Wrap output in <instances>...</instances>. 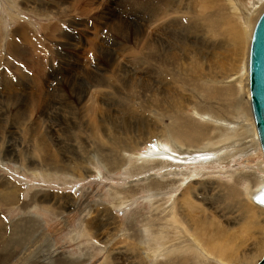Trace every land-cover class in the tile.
<instances>
[{"label":"rangeland","instance_id":"1","mask_svg":"<svg viewBox=\"0 0 264 264\" xmlns=\"http://www.w3.org/2000/svg\"><path fill=\"white\" fill-rule=\"evenodd\" d=\"M239 1L240 8L247 7L249 12L235 14L236 22L238 18L243 23L249 18L256 21L251 34L246 28L251 37L248 55L241 57L243 61L236 67L243 74L241 92L235 93L236 85L229 84L235 85L230 86L233 93L223 98V85L238 73L236 70L231 72L226 67L221 81L211 84L210 78L188 73L184 91L176 81L159 75L164 69L153 72L146 53L157 27L160 52L175 48V36L188 44L186 52L192 59L198 53H189L191 42L212 46L208 21L199 24L190 19L203 11L209 0H0V222L10 230L6 239L0 238V264H177L176 257H184L175 256L177 247L167 249L164 257L150 255L152 247L168 246L169 218L165 216L172 206L188 223L194 218L230 237L232 246H242L239 254H250L256 237L262 238L263 249L248 264L260 263L264 225L262 230L251 226L264 221V207L253 201L255 193L264 187V155L252 113L249 61L253 33L264 10L252 13L258 5L251 0ZM158 7H162L160 16ZM20 28L25 31L18 32ZM221 39L214 40L216 45L223 49L232 46L229 39ZM203 51L201 56L206 53ZM228 60L233 64L232 58ZM194 64L207 68L202 61ZM217 70L212 78L219 74ZM218 84L222 92L219 103L207 97L218 90ZM151 90L182 94L189 104L179 114L194 122L196 128L198 123H211L208 117L218 113L222 118L217 121L231 131L228 138L217 137L218 131L203 130L205 138H188L186 144L176 139L184 157L195 159L214 146L237 147V151L222 154L219 161L196 159L198 163L161 166L137 176L138 156L168 143V113L162 108L152 112L145 103ZM15 116H23L29 125H18ZM242 124L246 140L238 135ZM78 127L82 132L76 134ZM103 132L118 133L115 137L123 136V140L136 136L141 147L130 166L122 167L120 162L103 165L100 160L105 147L103 139L99 141ZM36 137L60 160L57 168L67 164L69 169L51 174L49 164L33 151ZM124 145L130 147L128 141ZM116 157L120 159V152ZM155 183L161 188L152 197ZM7 185L16 189L15 195L10 191V204L5 200ZM149 227L154 233L158 229L160 240L145 233ZM163 229L164 234L160 233ZM208 260L217 264L211 256Z\"/></svg>","mask_w":264,"mask_h":264},{"label":"bare ground","instance_id":"2","mask_svg":"<svg viewBox=\"0 0 264 264\" xmlns=\"http://www.w3.org/2000/svg\"><path fill=\"white\" fill-rule=\"evenodd\" d=\"M205 1H207V0H205ZM209 1H210V3L208 5H206V8L203 11H201V12H199V11L198 12H195L196 15L193 16L192 18L190 17V19L192 21L194 20L195 22H198L199 21V24L203 20L204 21L205 20L208 21V25L206 26V27L210 28L209 29V36L210 37L208 38V40H210L211 42H213L212 43L213 45L211 44L212 46H210V44H207V43H204V42L203 43H200V42H198V43L197 42H194L193 43V42H191V44L189 45L190 46L189 48H192V50H189L188 49L189 50V53H191V54H193L194 52H197L198 53L192 59V58H190V56L187 55L188 51L186 52V49H187L188 44H185L183 40H177L176 39V36H175L173 38V39H175L177 41V44L174 46L175 48L173 49L171 47L172 50H170V52L169 51H166L167 53H164L165 51H163V49L160 47L162 49V51L160 52L159 51V48H158L159 36H156L159 33L158 27L155 28L157 30H155V29L153 30V33L151 35V40H150L149 45H148L149 47L147 46L149 49L146 51V53L147 52L149 53V56H148L149 57V66L152 68V71L154 70L156 72V70H158L159 68L164 69L165 70V73L159 72V75H161V77H163V78L170 79L171 81H176L178 83V85H180L183 88L184 91H185L184 86H185L186 82H188L187 81L188 80V73H191V74H193L194 77L197 76L198 78H199V76L205 77L207 79L210 78V80L208 81L209 84H211L212 82H219V81H221V79L225 75L223 73V71H226V67H229L228 70H230L231 72H235L237 65L241 61V57H245V56L248 55V49H249L248 47H249V43H250L249 40L251 38L250 37V34L252 33V31L254 29V26H255L254 24H255V21L256 20L253 21V20H251L249 18V19L246 20L245 23H243L242 19L241 18H238V23H237L236 22L235 14L240 15L239 13L241 12V15H245V14H247L249 12V9L247 7H246L247 9L244 8V7H243V9L240 8V6L236 3V0H209ZM251 1H253L254 5H258V7H255L251 12L252 13L253 12H259V14L262 13V11L264 10L263 9L264 8V6H263L264 5L263 4L264 3V0H251ZM245 2H247V1H245ZM237 5L239 6V8H237ZM243 6H245V5H243ZM80 7H82V6H80ZM73 8L74 7L72 6L71 9H73ZM259 8H260V10H259ZM161 9H162V7H160V8L158 7V14H159V16H160ZM153 11H155V13H156V9L153 8ZM186 14L187 15H191L190 13H186ZM159 20L160 19H158V22H159ZM244 26H245V28H244ZM200 27H202V26H200ZM246 28H250V34L248 32H246ZM24 31H25V28H20V30H18V32H24ZM124 31H125V29H124ZM168 36H170V35H168ZM221 38H227V39H229L231 41V43H232V46L231 47H228L227 46L228 48L223 49V48L220 47V45H216V42H214V40L221 39ZM166 41H164V43ZM11 45H13V44H11ZM200 45H203V48L199 47ZM204 49L206 50V53H205V55L203 54V56H201V54L204 52L203 51ZM10 50L13 51L12 48H10ZM222 51H223L224 54H229L230 55L229 58H232L233 64H232V61L231 60H228L229 59L228 56L225 57V56L222 55V53H221ZM18 54L20 55L21 52L18 53ZM21 56H22V54H21ZM185 60L188 61V62L187 63H184L183 61H185ZM227 60L230 61L231 64L228 63ZM196 61H202L204 63V66H206L207 68L205 69L203 67H200V66L195 65L194 63ZM242 61H241V63H242ZM215 69H218L219 70V74H217L218 73L217 72L216 74H214L215 76L213 75L214 78H212L211 76H212L213 73H215ZM236 71L238 72V70H236ZM239 72H241V71H239ZM238 73L237 74L234 73L232 75L234 77H232V78H231V76L228 77L226 75V77L227 78H231V80H229V82L226 80L228 83H226V85L225 84L223 85V86L226 87L225 90H224V93L222 94V92L219 89L220 88V84H218L219 85L218 90H216V92L214 94H208V96H207L208 99H210V100H212L214 102L215 101H218L217 103H219L221 101L220 98H219L221 96L220 94H222L223 95V98H224V95L230 94L231 92L233 93V90L235 88V85H236V88L234 90L235 93L237 92L238 94H240V92H241L240 86L242 84L243 74H240V73L238 74ZM162 74H164L165 76H168L169 78L164 77V75H162ZM21 76H23V75H21ZM127 81H129V80H127ZM229 84H235V85H232L234 88H231L232 86L229 85ZM209 86H211V85H209ZM192 87H194L193 84H192ZM71 90H72V88H71ZM201 91H203V90H201ZM204 93H207V92H204L203 91V94ZM189 94H191V93H189ZM71 95L72 96H77V94H71ZM181 96H182V94H169V92H168V94H158L156 91H152V90L148 94L147 99H146L147 101H145V103L148 104V108L150 110H152V112H155L156 109L159 110V108H162L165 112L168 113V119L171 121V123H170L169 128H168L169 131H167L168 132L167 137H166L167 142H168L167 145L161 144V145H159V146H157V147H155L153 149H150L148 151V153H147L146 156H138L139 157V161L138 162H139L140 165H139V167L137 169L134 170L135 173H137V176L139 174L142 175L144 173H149L150 171L155 170V169H157L158 167H161V166H162L161 168H166L167 166L181 165V164H183V162L186 163V164H190V163H193V161H195L196 159L198 161L200 159H202L206 163L209 162V161H211V160H213V159H215V161H219L221 159L219 157H221L222 154L224 155V153L225 154H229V153H232L234 151H237V147H236V149H231L232 146L231 147L228 146L225 149L223 147H222L223 149H220V148H215V146H214V149L207 150V151H203V152H206V153L204 155H202V156L196 157L195 159H192L190 157H184L185 151L184 152L183 151L182 152L178 151V150L181 149V145H179V144L176 143L177 142V141H175L176 139L177 140H180L181 144H186L188 138H193V139L202 138L203 135H204V131L205 130L213 131V132L214 131H218L217 132L218 133L217 137H222V138L227 137L228 138V136L230 135V132L231 131H230V129H224V127L221 126V122L220 121H217V119H221L222 118V117H220L218 115V113H217V116L218 117L215 116V115L212 116V117H210V116L208 117L209 118L208 120L212 124H214V126L211 123L203 122L204 125H201V124L199 125V123H198V126L199 127L196 128L194 122H192L189 118H187L188 119L187 120L182 114H179V112L181 113L183 111H186V109L188 107V104H189L188 102H185V101H187V99L186 100H183V98ZM33 99L36 100L35 98H33ZM13 102H15V101H13ZM48 106H49V104H48ZM26 107H28L27 110L29 111L30 110L29 109V106H26ZM14 119L16 120V122H17L18 125H20V124L25 125L27 123L29 125V123H30V122H26V120H23V116H18V117L15 116ZM97 120H98V118H97ZM182 120H185V122L180 127V122H182ZM225 123H227V122L223 121V124H225ZM215 124L217 126H215ZM26 126L27 125H25V127ZM255 126H256V124H255ZM92 128H93V126H92ZM102 128L101 129L104 130V126ZM35 129H36V127H35ZM82 129H84V128H82ZM244 129H245V124H242L241 127H240V129L238 130L239 131L238 132V135L240 134L241 137H243V139L246 140L247 137H245V135H243L244 132H245ZM92 130L94 131V129H92ZM84 131H86V130H84ZM155 131L157 132L156 127H155ZM236 131L237 130H235V132ZM33 132L35 133V130ZM77 132L78 133H81L82 132V130H81L80 127H78L76 129V134H77ZM95 134L97 136V132ZM95 134H94V136H95ZM102 134H103V138H101L99 136L100 137V140L99 141L102 142V139H103V143H104V147H105V149L103 151V155L101 156V160H100V161L103 162V165H104V163H106V164H108V166H110V165H114L116 162H120V163H123V166L122 167H124V166L128 165V163H130L136 157L135 156L136 151L139 149V146H140L138 143H136L137 142L136 141V136H134V137H128V139H124L123 140V136L115 137L118 133L112 132V134L109 135L106 132H103ZM163 134H165V133H163ZM236 137H237V135H236ZM203 138H205V137H203ZM34 140H35V149L33 151L36 152V153L38 151L39 152L38 155H40L41 158L44 159L49 164V166L51 168L48 169V171L50 170L51 171V174L54 173V172H57V171L60 172V171H66L67 169H69V165H67V164L66 165H62V166H59L57 168L56 164H59L60 163V160L56 156H54L53 154H50L49 152H47L44 149L45 142L43 144V142L41 141V139L39 137H36V139L34 138ZM42 140H44V139H42ZM199 140H201V139H199ZM124 141H128L129 144H130L129 145L130 147H125ZM192 141H194V140H192ZM249 142H250V140L248 141V143ZM109 143H111V145ZM241 143H239V144H241ZM109 146H111V147H109ZM187 146H189V145H187ZM131 148H133V149H131ZM224 150H226V151H224ZM118 152H120V155H121L120 159H117V157H116V155H117ZM239 153H241V152H239ZM229 155H231V154H229ZM40 156H38V157H40ZM243 156H244V152H243ZM22 159H23V157H22ZM190 159H192V160H190ZM196 162L197 161H195L194 163H196ZM128 166H130V165H128ZM47 168H49V167H47ZM131 168L134 169V167H131ZM45 173H46V170H45ZM166 182H168V181H166ZM159 188H161V184L160 183H155V192L154 193L151 192L153 194L152 197H154V196L156 197L158 195V194H156V191ZM10 189H8V185H7L8 197L5 200L9 204H10V202H12L11 194L15 195V193H13V192H16L15 191L16 189L15 190H12V188H10ZM263 189H264V187L260 188L257 191V193H255V195L253 197V201L257 205H259V207H261V208L264 207V204H262V203L259 204L258 202L255 201V199H256V197H259L260 196V194L262 193V190ZM10 191H11V194H10ZM152 191H154V190H152ZM241 194H242V196L244 195L243 193H241ZM9 195H10V197H9ZM118 197H120V195ZM118 199H120V198H118ZM124 204H126V203H124ZM169 208H170V211H169L168 215H166L167 217L165 216V218H169V221L166 220L167 221V226L166 227H168L169 233H170L169 243H168V246L165 247V248H161L160 245L159 246L152 247L151 254L150 255H153L155 258L163 256V253L167 249H169V248H172L173 249L174 247H177V248H179V251H177V253H175V256H176V254H182V255H184V257H180V258H177L176 257V259H177L176 260V263L177 264H188L189 262H191V260L193 261V264H215V263H212L210 260H208V257L209 256H211L212 259L213 258H215V260L217 259V264H244V263L245 264H248L249 261L253 257H255L256 254H258L263 249V239L260 238V237H258V238L256 237L257 243L254 245L255 247L253 248V250H251L250 254H248V253L242 254V252L239 254L238 251H239V249L242 250V246H241V248H240V246H238V247L232 246V241L233 240L231 241L230 240V237H228V236H226L224 234H223L224 236H222V234L219 233V230H216L215 228H214L215 230H213V229H211V226L208 227L207 224L206 225L205 224L202 225V224H200L201 222L197 221V219H194L193 218L192 221L190 220V222L188 223L187 220H186V217L183 215L182 212L179 211V209L177 207L172 206V207H169ZM186 213H187V211H186ZM177 214L180 215V216L177 217ZM112 217H114V216H112ZM174 217L175 218L177 217V219H175V221H173ZM23 221H25V220H23ZM201 221H203V220H201ZM1 223L2 222H0V238L3 236V238L5 237L4 239H6L7 238L6 236H9V231L10 230L8 228L5 229L2 226ZM110 223H113V221L110 222ZM24 224H26V223H24ZM24 224H23V226H25ZM115 224H117V223H115ZM263 225H264V221L263 222H257V223L254 224V226H251V227L253 228V230L254 229H256V230H258V229L259 230H262ZM150 227L147 230H145V233L148 234V235H150V236H154L157 239V241L160 240L161 235L158 233V229H157V233H154L153 232L154 230L152 231L151 228H153L155 226H152L151 228ZM212 228H213V226H212ZM164 229H163V232H161L162 231L161 230L160 233L164 234L165 233L164 232ZM227 231H229V230H227ZM85 233H87V232H85ZM248 233H249V236H250L251 235V232H248ZM100 234H99V236H100ZM230 236H232V235H230ZM250 237L252 238V236H250ZM149 238H151V237H149ZM248 238H247V241H248ZM208 252H209V254H208ZM206 254H208L209 256L206 255ZM138 258H139V256H138ZM6 260H8V259H6Z\"/></svg>","mask_w":264,"mask_h":264},{"label":"water","instance_id":"3","mask_svg":"<svg viewBox=\"0 0 264 264\" xmlns=\"http://www.w3.org/2000/svg\"><path fill=\"white\" fill-rule=\"evenodd\" d=\"M251 106L264 155V13L253 33L249 61ZM256 202L264 204V189ZM259 264H264V257Z\"/></svg>","mask_w":264,"mask_h":264},{"label":"snow or ice","instance_id":"4","mask_svg":"<svg viewBox=\"0 0 264 264\" xmlns=\"http://www.w3.org/2000/svg\"><path fill=\"white\" fill-rule=\"evenodd\" d=\"M262 202H264V201H262Z\"/></svg>","mask_w":264,"mask_h":264}]
</instances>
